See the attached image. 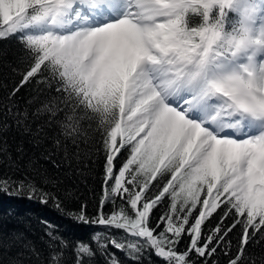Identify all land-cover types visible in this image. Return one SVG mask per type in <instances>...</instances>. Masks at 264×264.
<instances>
[{
  "label": "snow or ice",
  "instance_id": "obj_1",
  "mask_svg": "<svg viewBox=\"0 0 264 264\" xmlns=\"http://www.w3.org/2000/svg\"><path fill=\"white\" fill-rule=\"evenodd\" d=\"M224 5L225 0H0V40L15 36L34 61L20 86L38 75L36 83L45 86L40 92L56 85L58 95L32 114L31 120L48 118L31 134L40 136L55 124L75 143L87 135L83 122L93 119L98 122L93 131L103 130L107 156L100 211L91 221L83 211L75 218L144 242L125 244L110 234L98 241L97 233L95 248L77 242L76 264H95L97 253L114 257L109 244L135 260L133 254L148 247L165 264H191L190 253L208 264L219 241L209 245L220 228L201 245L202 225L221 204L245 217L232 225L244 229L240 252L229 262L239 264L249 228L254 236L264 226V54H258L264 40L250 42L251 50L242 52L234 41L222 39L220 28L229 20ZM189 13L201 15L203 23L190 28ZM14 107L9 114L16 126L31 132L28 109L13 112ZM60 144L54 141L57 148ZM125 148L126 162L114 172ZM169 176L154 198L145 197L153 181ZM0 185L9 196L27 188L31 199L37 191L23 181ZM166 194L170 209L150 227V213ZM118 195L134 216L123 207L111 214L104 210ZM198 205V217L186 228ZM185 232L190 244L178 251ZM60 245L67 242L61 238ZM51 256L59 259L62 252ZM106 264L119 262L113 258Z\"/></svg>",
  "mask_w": 264,
  "mask_h": 264
},
{
  "label": "trees",
  "instance_id": "obj_2",
  "mask_svg": "<svg viewBox=\"0 0 264 264\" xmlns=\"http://www.w3.org/2000/svg\"><path fill=\"white\" fill-rule=\"evenodd\" d=\"M187 20L190 28L199 27L203 23L202 16L196 13H189ZM232 21L233 18L229 14L227 30L232 28ZM33 62L32 55L15 36L0 40V181H23L25 184L34 185L37 190L31 199L28 198L27 188L20 196H9L0 191V264H76L77 256L73 249L77 247V242L95 248L93 237L97 233H100L97 237L98 241H105L111 236L125 244L129 242L143 244L142 239L131 237L123 230L85 224L75 218L83 211L91 221L100 211L107 156L103 148V130L93 131L98 128V122L93 119L83 122L84 132L87 135L76 137L75 143L71 137L65 139L55 124L44 127L40 136H33L31 133L35 132L48 117L45 114L39 120H31L32 114L38 107L48 102L50 96L58 95L55 92V83L52 89L39 91L40 88L45 87L36 83L41 79L40 75L20 86L23 76L30 70ZM43 75L46 76L47 73ZM18 87L20 90L15 92ZM12 105L16 106L12 108L13 112L17 110L23 112L25 108L28 109L31 132L25 133L22 128L16 126L13 117L9 114ZM63 116L64 113L61 112L59 117L63 118ZM38 139L40 143H36ZM56 139L61 140L59 148L54 145ZM128 154L127 148L121 150L117 156L120 163L116 164L114 172L126 162ZM169 178L170 176L161 180L158 177L157 181L152 182L145 197L154 198ZM111 183L113 181L110 180L109 184ZM157 183L160 187H156ZM203 198L202 195L201 200ZM43 199L47 202H42ZM170 205V196L166 194L161 203L150 213V227H155L159 223L160 217L169 211ZM121 207L127 214L134 216L126 199H122L119 195L115 197V204L109 201L105 204L104 210L111 214L120 211ZM177 207L179 208V204ZM200 207L198 205L193 211L186 228L194 223ZM228 208V205L221 204L202 225L201 245L207 235L217 227L220 228L216 239L209 245L211 248L219 241L217 252L209 258L208 264H212L213 260L217 264H229L230 260L236 258L240 252L244 229L242 224H236L234 228L232 225L237 219L244 220L245 217H237L235 209L229 212ZM163 227L164 224H160L157 232ZM229 228L231 231H228ZM253 231L249 228V239L244 244V252L239 264H264V226L254 236ZM50 232L57 237L56 240L51 239ZM221 236L223 240H220ZM61 238L67 242V247L62 248ZM190 239L185 232L177 250L186 251ZM108 249L115 254L114 257L101 256L97 253L94 257L95 264H106V261L113 258L117 259L119 264H165L162 258L155 256L154 251L148 247L133 254L138 256L139 260L129 258L127 252L117 250L110 244ZM53 252H62V257L59 259L52 257ZM225 252L227 255L224 254ZM84 259L88 258L84 257ZM189 259L191 264H202L205 258L190 253Z\"/></svg>",
  "mask_w": 264,
  "mask_h": 264
},
{
  "label": "clouds",
  "instance_id": "obj_3",
  "mask_svg": "<svg viewBox=\"0 0 264 264\" xmlns=\"http://www.w3.org/2000/svg\"><path fill=\"white\" fill-rule=\"evenodd\" d=\"M224 6L233 21L230 30L221 26L222 39L234 41L242 52L251 50L250 42L255 46L264 40V25L261 24L264 19V0H225ZM260 46L264 47V43H260Z\"/></svg>",
  "mask_w": 264,
  "mask_h": 264
}]
</instances>
